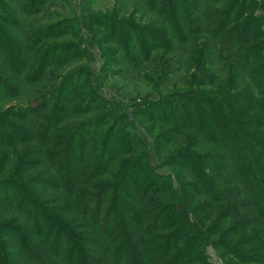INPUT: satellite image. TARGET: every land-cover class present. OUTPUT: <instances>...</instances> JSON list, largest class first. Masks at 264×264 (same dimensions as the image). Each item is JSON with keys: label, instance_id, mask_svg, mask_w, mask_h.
Wrapping results in <instances>:
<instances>
[{"label": "trees", "instance_id": "1", "mask_svg": "<svg viewBox=\"0 0 264 264\" xmlns=\"http://www.w3.org/2000/svg\"><path fill=\"white\" fill-rule=\"evenodd\" d=\"M134 1L36 27L47 0H0V264H264V0ZM89 40L156 99L65 69Z\"/></svg>", "mask_w": 264, "mask_h": 264}, {"label": "rangeland", "instance_id": "2", "mask_svg": "<svg viewBox=\"0 0 264 264\" xmlns=\"http://www.w3.org/2000/svg\"><path fill=\"white\" fill-rule=\"evenodd\" d=\"M134 6H137L134 0H47V4L43 6L45 10H43L41 13L35 14L33 16H28V18L24 14H21V17L26 18L28 21L32 20L31 23L36 25V27L39 26L44 27L46 25L53 24L63 18L68 19L71 15L74 16L71 13L72 8L75 10L76 15L80 13L82 7H89V9L94 13L97 12V13L114 14L115 12L117 13L121 10L123 12L127 11L129 13V10H131ZM138 6L144 9L141 5ZM152 16L154 15L151 14L150 17ZM70 27L71 25L67 28V32ZM95 28L97 29V27ZM80 35H82L84 38H87L89 36L88 30L85 27H83L82 32L77 31V38ZM71 36L72 34L67 33L66 37L63 36L58 37V39H53L52 42L62 41V40H66V41L72 40L73 37ZM90 41L91 40L82 43L81 47L85 49L83 54H81L82 56H78L75 59H73L72 62L66 64L68 66L65 69H70L74 66L76 67V66L85 65L86 69L84 68L85 70L84 76L82 75L81 80L83 78L86 79L88 77L92 79L93 84H95V81L97 82L99 81L100 84H102L101 85L102 93H104L106 98L110 100H119L120 94L121 92H123V94H125L124 96L125 101L128 104L125 111L130 117H131L130 104H138L144 102V100L156 99L157 97L156 91L151 90V86H149V84H147L146 82L143 83L140 80L138 81L137 74H134L132 72L131 78L127 76L122 78L120 75L100 70L104 66V68L107 70L110 71L116 70L117 72V68H119L120 65L112 63V58H113L111 54L112 52H110L109 50L103 51L101 50V48H99L94 43H91ZM101 47L107 49L108 44L105 43ZM178 52L180 53L179 54L180 56L185 57V55L181 52V50L177 51V53ZM145 64L146 63H144L143 65L145 66ZM181 75H182V71L181 70L177 71L174 74V78L179 77ZM16 101L18 100H14L12 101V103ZM19 101L20 103H25L24 98L20 97ZM86 114L88 115H82V116H87V117L92 116L90 115V112ZM72 119L74 118H69V120ZM138 127L143 131V129L140 126ZM150 140L151 139L149 138V141ZM150 147H151V143H150ZM157 161L158 160L156 158V154L154 153L153 150H151L149 154L150 165H155ZM113 165H115V163ZM112 169L113 168L109 169L107 171V174L101 176V178H107L108 174L114 172V170ZM156 172L160 175H170V170L165 166L156 168ZM205 251L209 255L210 261L212 263L227 264L225 260L219 255L218 251H216V249L213 248L212 246L209 245L206 246Z\"/></svg>", "mask_w": 264, "mask_h": 264}]
</instances>
